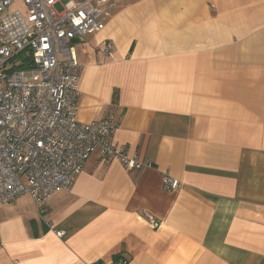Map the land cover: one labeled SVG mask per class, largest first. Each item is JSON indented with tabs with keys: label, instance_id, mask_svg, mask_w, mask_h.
Instances as JSON below:
<instances>
[{
	"label": "crops",
	"instance_id": "1",
	"mask_svg": "<svg viewBox=\"0 0 264 264\" xmlns=\"http://www.w3.org/2000/svg\"><path fill=\"white\" fill-rule=\"evenodd\" d=\"M73 46L77 121L143 165L94 152L42 208L0 204V264H264V0H119Z\"/></svg>",
	"mask_w": 264,
	"mask_h": 264
},
{
	"label": "built area",
	"instance_id": "2",
	"mask_svg": "<svg viewBox=\"0 0 264 264\" xmlns=\"http://www.w3.org/2000/svg\"><path fill=\"white\" fill-rule=\"evenodd\" d=\"M118 2L68 0L58 12L59 0H0V204L28 195L42 208L70 188L94 152L127 170L141 169L112 141L110 121L76 119L80 67L73 42L103 30ZM19 3L25 15L9 11ZM112 50L110 42L98 45L103 57ZM162 186L171 191L180 183L164 175Z\"/></svg>",
	"mask_w": 264,
	"mask_h": 264
},
{
	"label": "rangeland",
	"instance_id": "3",
	"mask_svg": "<svg viewBox=\"0 0 264 264\" xmlns=\"http://www.w3.org/2000/svg\"><path fill=\"white\" fill-rule=\"evenodd\" d=\"M60 1H61L62 4H64L67 0H60ZM81 1H82V0H81ZM17 9H20V10L23 12V14L25 15V10H24V8H23V6H22L21 3L16 4V5L10 7L9 11L12 12V11H15V10H17ZM56 10H57L58 12H60V11L62 10V6H61L60 3L56 5Z\"/></svg>",
	"mask_w": 264,
	"mask_h": 264
},
{
	"label": "trees",
	"instance_id": "4",
	"mask_svg": "<svg viewBox=\"0 0 264 264\" xmlns=\"http://www.w3.org/2000/svg\"><path fill=\"white\" fill-rule=\"evenodd\" d=\"M121 259H124L121 255L114 256L113 264H120Z\"/></svg>",
	"mask_w": 264,
	"mask_h": 264
}]
</instances>
